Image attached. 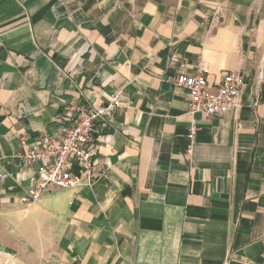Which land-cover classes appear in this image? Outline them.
I'll list each match as a JSON object with an SVG mask.
<instances>
[{"label": "crops", "instance_id": "0c3cea01", "mask_svg": "<svg viewBox=\"0 0 264 264\" xmlns=\"http://www.w3.org/2000/svg\"><path fill=\"white\" fill-rule=\"evenodd\" d=\"M171 42L213 84L242 70L240 107L190 115ZM117 90L94 184L22 204L40 165H22L24 143ZM263 259L264 0H0V264Z\"/></svg>", "mask_w": 264, "mask_h": 264}, {"label": "built area", "instance_id": "2783aa9c", "mask_svg": "<svg viewBox=\"0 0 264 264\" xmlns=\"http://www.w3.org/2000/svg\"><path fill=\"white\" fill-rule=\"evenodd\" d=\"M169 65L181 64L184 70L167 75L166 80L174 88H186L189 92V114L199 113L203 118L236 111L241 105V96L246 85L242 70L229 69L215 83L208 79L205 67L199 66L189 72L186 58L177 51L175 42L170 43ZM123 90H117L102 104L71 105L61 118V127L56 134L48 132L31 144L24 143V151L18 156L24 167L40 163L39 179L19 197L22 204L38 201L43 192L51 187L70 189L81 185L92 186L97 176L98 144L94 132L97 126L107 129L114 124L119 111L125 106ZM257 105V101L255 102ZM196 125L190 130L191 138L196 135ZM1 177H6L2 174ZM144 264V263H135ZM258 264H264V259Z\"/></svg>", "mask_w": 264, "mask_h": 264}]
</instances>
